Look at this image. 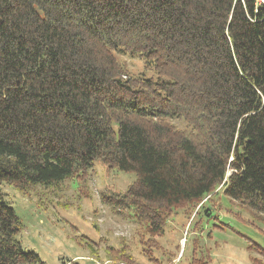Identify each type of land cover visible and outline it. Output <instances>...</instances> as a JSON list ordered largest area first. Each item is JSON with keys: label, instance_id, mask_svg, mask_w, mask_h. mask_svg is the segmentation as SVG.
<instances>
[{"label": "trees", "instance_id": "obj_1", "mask_svg": "<svg viewBox=\"0 0 264 264\" xmlns=\"http://www.w3.org/2000/svg\"><path fill=\"white\" fill-rule=\"evenodd\" d=\"M120 55L156 77L132 75ZM96 162L136 175L99 197L135 221L151 262H173L159 242L169 220L220 193L264 226V0H0V184L41 210L55 198L69 208L52 186L74 181L90 199ZM23 229L1 200L0 264H43ZM194 231L190 264H211L203 220ZM75 240L101 258L103 239ZM247 251L264 264L262 246ZM104 254L136 264L124 237Z\"/></svg>", "mask_w": 264, "mask_h": 264}, {"label": "rangeland", "instance_id": "obj_2", "mask_svg": "<svg viewBox=\"0 0 264 264\" xmlns=\"http://www.w3.org/2000/svg\"><path fill=\"white\" fill-rule=\"evenodd\" d=\"M119 57L127 62L132 75L156 77L152 70L145 68L144 59L129 55ZM179 126L184 127V124L180 123ZM135 179L134 173L116 170L108 174L106 168L96 162L91 172L90 199L77 200L74 181L65 180L52 186L57 191V197H61V202L74 204L69 208L58 205L55 198L50 206H44L41 210L36 205V198L21 195L6 182L0 184V201H5L17 212L24 224L18 239L25 250L35 252L43 264H118L107 260L104 247H119V237L126 238L136 264H190L194 250L192 242L199 235L194 231V225L200 219L204 226L201 251L209 250L211 264H252L247 251L249 245L257 243L264 248V226L252 224L248 213L242 212L220 193L214 202L206 204L199 216L190 219L180 212L169 220L165 236L159 242L167 252L173 254V262L162 252H155L158 263L149 261L141 253L135 221L113 214L99 197V192L107 188L124 191ZM76 237H86L96 243L103 239L101 258L96 260L90 257L88 251L77 244Z\"/></svg>", "mask_w": 264, "mask_h": 264}]
</instances>
